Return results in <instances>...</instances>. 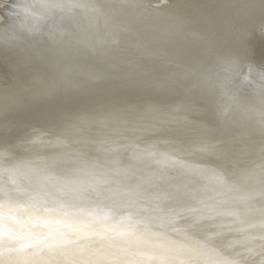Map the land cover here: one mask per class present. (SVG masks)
Returning <instances> with one entry per match:
<instances>
[{"label": "snow or ice", "instance_id": "1", "mask_svg": "<svg viewBox=\"0 0 264 264\" xmlns=\"http://www.w3.org/2000/svg\"><path fill=\"white\" fill-rule=\"evenodd\" d=\"M40 5L46 11L28 30L56 44L67 43L64 15L47 32L43 23L57 13L90 7L81 0H40ZM242 67L238 61L229 65L237 72ZM247 67L245 81L255 71L252 64ZM43 135L27 143H47ZM56 143L64 141L58 137ZM12 147L0 149V264H264V164L258 174H242L244 180H258L256 192L229 197L238 185L216 173L215 194L202 197L167 175L180 169L200 177L201 170L154 144L101 146L98 150L129 153L130 163L116 172L77 154L69 157L72 168L57 173L54 161L17 162ZM198 150L215 153L217 147L205 143ZM145 162L156 168L140 174L136 165Z\"/></svg>", "mask_w": 264, "mask_h": 264}, {"label": "bare ground", "instance_id": "2", "mask_svg": "<svg viewBox=\"0 0 264 264\" xmlns=\"http://www.w3.org/2000/svg\"><path fill=\"white\" fill-rule=\"evenodd\" d=\"M32 2V0L19 2L21 4V12L15 13L14 16L17 17H14V22L10 24L11 26L17 25L26 37L31 39V43H29L31 46L26 43L25 46L27 47L34 46L36 44L35 38L39 35L30 32L28 29L37 18V15L39 16L37 13H44L46 11L41 7L40 0H35L33 2L34 5ZM81 2L90 5V7L73 9L70 15L71 19L68 20V23L64 24L65 26L69 25L67 27L69 34L65 36V41H67L65 48L60 47L62 49H59L62 53L60 54L61 57L58 55L59 61L62 62L63 66L65 61V64L70 61L68 63L69 67L71 63L76 61L81 63L87 55V52L91 53L93 60H96V57H100L97 50H102L100 60H102L104 65L109 63L107 56H111V61L114 62L115 67L119 66L116 63L118 58L123 62V59L127 57L128 60L132 61L130 64L131 68L138 69L140 66L137 63H141V65L154 63L156 64L154 72H157L160 69V65L172 64L169 60L170 58L167 60L158 55L165 57L169 55L170 57L173 44L180 42L183 45L188 40L173 41L172 37L169 36L168 39L172 40L170 43L173 44L170 47L165 46V36L161 37V35L154 36L151 34V31L155 28L148 27L147 25L146 27H135L134 18L130 20L125 17L120 19L116 14L113 15L115 20L112 21L117 32L112 34L108 29L107 14L98 6L99 2L97 0H81ZM131 3L132 0H112L113 6L115 8L118 7L124 13L131 11ZM161 4L164 5L162 0L159 5ZM262 11L264 12V6ZM2 24L4 25V23ZM7 24L8 22H5V26ZM187 26L190 30L188 31L186 29L184 33H187L188 38H191V40H188L189 42L194 43L198 39L200 41V38H204L203 35L197 34L196 27L189 24V22ZM148 29H150L151 33ZM2 32L6 33L7 30L3 29ZM119 32L120 35L118 37L117 34ZM159 32L160 30H158ZM11 35L14 37L16 33ZM127 38L133 39L132 41H134L135 46H131V44L126 46L125 44L123 47V42ZM2 39H4V36ZM81 40L84 42H79ZM210 42L212 46L215 44L212 41ZM58 45L56 44V47ZM141 45H143V48ZM70 46L79 48L73 50L76 54H72L70 52L71 50H67ZM155 46H159V48L157 49ZM24 51L27 50L24 49ZM82 51L85 52L77 57ZM37 56L38 60H44L40 55ZM48 59L54 67L56 64L54 54L49 55ZM163 59L167 61H163ZM159 61H163V63ZM94 63L96 62L94 61ZM184 63H186L184 65L189 67H186V72L179 74L184 78V86H186L185 83L187 82L185 81L189 77L184 73H187L190 69L192 62L186 61ZM194 64L197 65V63H193L192 65ZM200 65L203 66V64ZM66 68L64 70H67ZM115 72L120 74V71L116 68L112 72L108 70L103 73L107 77H113ZM215 72L216 74L213 77L199 84L197 83L194 95L189 94L185 87L184 91L180 90L176 94L175 92L167 93L171 98H177L178 96L181 98V101L184 100L185 104L182 106L179 103L180 106H174L163 112H153L152 108L157 107L155 103H145L146 105L142 108L139 106L140 103L136 105V103L132 102L135 100H128V93L121 88L122 84H117L112 80V82L110 80L108 81L115 84L114 88L119 93L112 91V89L108 92L103 91V94H87L85 92L87 89H92L94 86L99 85V82L103 83L105 81L99 78L91 79L92 81L88 84V87L80 90V88L74 85V82L68 85L67 82L70 81L68 73L64 74L58 80L57 84L61 85L58 91L54 93L57 84L53 85V82H51L52 86L45 89L47 97L43 95L47 99L41 98L44 102L37 99L36 107L32 111L28 109L30 107L25 108L20 104L18 107L16 100L13 101L10 99L8 101V93L15 94V92L9 90L10 85L1 88L2 83H0V149L10 145L13 146L12 151L17 162L28 161L33 164H40L42 162L50 163L54 161L56 167L52 170L57 173H60L63 169L72 168L74 164L69 157H75L77 154H83L84 159L101 166L100 170L111 168L113 172H116L130 162L128 160L129 153H109L98 150L101 146L107 147L113 141L121 144L136 143L142 147L154 144L158 150L169 152L171 155L188 162L189 165L198 167L202 172V176L197 177L189 176L180 169H169L167 175L172 178V183L174 184H185L188 189H195L200 196L207 197L215 194L211 191L214 187L212 176L216 173H223L230 182H235L238 185L237 191L228 193L229 197H239L246 193H254L260 188L258 180H244L242 174L246 171L258 174L260 171L259 166L264 164V151H262L264 135L261 133L262 126H264V103H262V99L264 98L259 97L255 106H253V111H246L247 117H245L243 112L240 114V117L244 119V125H246L244 130L240 129L241 135L238 131L237 133L232 130L222 131L220 127H224L225 124H222L219 115L217 122L213 121L211 110L213 109L216 98L221 99L220 96L223 97L226 93L227 87L225 85L228 79L233 76L226 69V66L222 65H218ZM190 73L191 70H189V76ZM160 75L163 74L161 73ZM163 76L165 77V75ZM225 76H227V79L224 86H221L219 81H222ZM114 79L118 80L117 77H114ZM66 87L68 90H65L63 94L61 93L63 97L70 96L71 93L73 95L79 93L80 96H75L78 98H73L74 100L62 101L59 105L50 106L51 108L48 110L47 107L45 109L43 108L47 106V101H50L52 96L59 95V92ZM127 101L130 104H127ZM218 101L220 102L221 100ZM81 107L87 110H94L93 115L91 116L87 113L81 114L82 112H86ZM17 108H20V111ZM55 108L56 114L53 116L51 114L49 115V111ZM220 109H222L221 106ZM70 110L71 112H69ZM73 111L82 112L73 115L71 119L64 118L66 114H74L75 112ZM27 115H36L34 121L41 122L21 125V117ZM207 118L211 119L205 123ZM16 119H18L17 122L15 121ZM220 121L221 125H219ZM8 126H10L9 129ZM211 133H213L211 143L207 139L204 141L201 140L202 138H206L204 134L210 135ZM41 134H46L43 135V140L47 141V143H27L32 136ZM58 137L64 141L63 144L56 143ZM197 141L201 143H197ZM205 143L215 144L217 152L210 153L198 150L199 146ZM131 150L129 149V151ZM116 159L119 160V163H113ZM146 164L147 162L136 165V167L141 169L140 174L156 168L155 165H152L150 168L146 167ZM231 164L234 165L231 166ZM256 202L258 203V197ZM171 206L173 208L178 207L175 203H172ZM141 216H143V213H141ZM182 224L183 221H179L177 226ZM232 235L229 234L225 238V242L231 239ZM254 243L259 244V241L257 240ZM249 259L258 260L259 256H249Z\"/></svg>", "mask_w": 264, "mask_h": 264}, {"label": "water", "instance_id": "3", "mask_svg": "<svg viewBox=\"0 0 264 264\" xmlns=\"http://www.w3.org/2000/svg\"><path fill=\"white\" fill-rule=\"evenodd\" d=\"M32 1L34 2L35 0ZM97 1L99 2L98 6H100V9L107 14V25L112 34L117 32L113 24L115 20L113 15L116 14L120 19L124 17L129 18V20L134 18L136 22V24L134 22L135 27H146L147 25L148 27L155 28L151 31L152 33L150 29L148 30L154 36H165V46L170 47V45L173 44L170 43L172 40H191V38H188V34L184 33L186 29L188 31L190 30L187 26L188 22L196 27L197 34L203 35L204 38H200V41L198 39V41L194 43L187 40L183 45L180 42L173 44V50L170 55L175 57L158 55L167 60L170 58L169 60L172 64L160 65V69L157 72H154L156 67L154 63H145V65L137 63L140 67L138 69H133L130 67L132 61L128 60L127 57L123 59V62L118 58L116 63H118L119 66L115 67L116 65L111 61V56H107L109 63L104 65L102 60H100L102 50H97L100 57H96V60H93L91 53L85 50L87 55L84 57L83 61H81V63L79 61L71 63L69 67L68 63L70 61H68L67 64H65V61L63 66L58 58V55L61 57L60 54H62L59 49L65 48V43L59 44L56 47V43L49 41L47 36L39 34L37 38H35L36 44L34 46H25L26 43L31 46V44H29L31 43V39L26 37L17 25H10L14 22L13 18L17 17L14 16V13V15L0 22V46H2L0 47L1 88L10 85L9 90L15 92V94L8 93V101H10V99L13 101L16 100L18 107L20 104L25 108L30 107L28 109L32 111V109L36 107L37 99H47L44 98V96L47 97L45 89L52 86L51 82H53V85H56L58 80L62 78L64 74L68 73L70 81H68L67 84L71 85L74 82V85L80 88V90L88 87V84L92 81L91 79L99 78L105 81L103 83L98 81L99 85L85 91L87 94H103V91L108 92L112 89V91L119 93L116 91V88H114L115 84L110 83L112 80L117 84H122V87H120L127 91V95L129 96L128 100H135L132 102L136 103V105L140 103L139 106L142 108L146 105L145 103H155L157 107L152 108L153 112H163L174 106H180V104L183 106V104H185L184 100L181 101V98L178 96L177 98H171L167 93L175 92L176 94L180 90L184 91L186 88L189 94L194 95L197 83L199 84L213 77L216 74L215 69L218 65H222L226 66V69L233 77L229 78L225 85L227 89L224 96H220L221 99L216 98L213 104V109L211 110L213 121L217 122V119H219L218 115L221 117L222 124H225L224 127H220L222 131L232 130L235 133L238 131L240 134V129H245L246 125H244V119L240 117V114L243 112L245 117H247L246 111H253V106H255L259 97L264 98V80L260 78V73L264 72V12L262 11L264 0H162L164 5H159L161 0H132L131 11H126L125 13L121 11V9H118V7H114L112 0ZM18 12H21V4H18L16 13ZM71 13H57L53 19L43 23L44 31H49L54 20H59L61 15H64L63 24L68 23V20L71 19ZM37 14L40 16L42 13ZM5 22H8L6 26ZM2 23H4V25ZM9 25L10 27H8ZM65 27L67 28L69 25ZM3 29L7 30V32L3 33ZM158 30H160L159 33ZM13 33H16V36L13 37L11 35ZM119 35L120 32L117 36L119 37ZM3 36L4 39H2ZM169 36L172 37V40L168 39ZM132 40L131 38H127L123 42V47L125 44L126 46L130 44L131 46H135ZM210 41L215 44L212 46ZM70 47L67 50H71L70 52L72 54H76L73 50L79 48H74V46ZM141 47L143 48V45H141ZM155 47H157V49L159 48V46ZM24 49L28 52L24 51ZM85 51H82L77 57L81 56ZM52 53L56 59L54 67L48 59L49 55ZM37 55H40L44 60H38ZM167 60L163 59V61ZM94 61L96 63H94ZM163 61L159 62L163 63ZM186 61L192 63L189 69L191 70L190 76L189 70L187 73H184L189 77L187 80L185 79L187 83H185L186 86H184V78L179 73L186 72V67H189L184 65ZM234 61H238L243 65L242 72H237L229 68L231 62ZM193 63H197V65H192ZM199 63L203 64V66ZM248 64H252L255 71L249 76V79L245 81L243 77L248 75ZM114 67L120 71V74L115 72L113 77H107L104 73L108 70L112 72L113 69H115ZM142 67L144 68L143 70ZM64 68L67 70H64ZM161 73L165 75V77L160 75ZM114 77H117L118 80H113ZM226 79L227 76L223 77L222 81L218 80L221 86H224ZM56 86L54 93L61 87L59 84ZM171 88L172 90H170ZM65 90H68V88L62 89L59 95L52 96L50 101H47V106L43 108L45 109L47 107L48 110L51 108L50 106L59 105L62 101L67 102L78 98L75 96H80L79 93L74 95L71 93L70 96L63 97L62 94ZM123 100L125 99L123 98ZM218 100L221 101L219 102ZM42 102H44V100H42ZM127 104L130 103L127 101ZM219 105L222 109H220ZM81 108L86 112L73 111L75 112L74 114H66L64 118L71 119L73 115H77L79 112H82L81 114L87 113L91 116L93 115L94 110H87L84 107ZM225 108H227L226 112L224 111ZM17 109L20 111V108ZM49 112V115L51 114L53 116L56 114V108ZM69 112H71V110ZM35 118L36 115L21 117L22 120L20 124L25 125L28 123L41 122L34 121ZM210 119L207 118L205 123ZM17 120L18 119L15 121L17 122ZM221 121L219 125H221ZM9 127L10 126H8V129ZM204 137L206 138H202V141L207 139V141L211 143L213 133L210 135L204 134ZM200 141H197V143H201ZM233 165L234 164H231V166Z\"/></svg>", "mask_w": 264, "mask_h": 264}, {"label": "rangeland", "instance_id": "4", "mask_svg": "<svg viewBox=\"0 0 264 264\" xmlns=\"http://www.w3.org/2000/svg\"><path fill=\"white\" fill-rule=\"evenodd\" d=\"M21 1L25 0H0V22L14 15Z\"/></svg>", "mask_w": 264, "mask_h": 264}]
</instances>
